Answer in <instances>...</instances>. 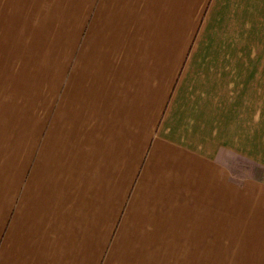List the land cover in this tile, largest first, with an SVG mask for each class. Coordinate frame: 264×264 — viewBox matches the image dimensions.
Returning <instances> with one entry per match:
<instances>
[{"label": "crops", "instance_id": "1", "mask_svg": "<svg viewBox=\"0 0 264 264\" xmlns=\"http://www.w3.org/2000/svg\"><path fill=\"white\" fill-rule=\"evenodd\" d=\"M263 12L0 0V264H185L186 227H230L234 155L264 163Z\"/></svg>", "mask_w": 264, "mask_h": 264}, {"label": "rangeland", "instance_id": "2", "mask_svg": "<svg viewBox=\"0 0 264 264\" xmlns=\"http://www.w3.org/2000/svg\"><path fill=\"white\" fill-rule=\"evenodd\" d=\"M259 23L263 33L249 36L246 40L248 48L253 51L251 61H255V65L260 68L264 67V14ZM208 26L203 21L200 29H196L188 46L190 49L207 47L208 42L202 43V39ZM260 95L264 99V86ZM254 154L250 151L248 158L244 155L233 157V212L230 227H193L191 236L186 227L185 264H264V203L263 200L259 202L264 196L261 185L264 183V163L255 158L257 154L251 156ZM260 238L262 246L258 249ZM189 240L194 246L190 256L188 253L192 251L187 248Z\"/></svg>", "mask_w": 264, "mask_h": 264}]
</instances>
